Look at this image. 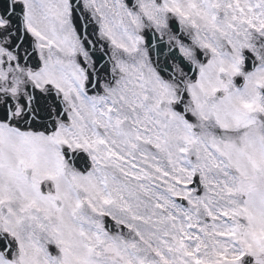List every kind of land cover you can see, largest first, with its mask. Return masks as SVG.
Here are the masks:
<instances>
[{
  "label": "snow or ice",
  "instance_id": "6c2138e0",
  "mask_svg": "<svg viewBox=\"0 0 264 264\" xmlns=\"http://www.w3.org/2000/svg\"><path fill=\"white\" fill-rule=\"evenodd\" d=\"M0 264H264V0H0Z\"/></svg>",
  "mask_w": 264,
  "mask_h": 264
}]
</instances>
